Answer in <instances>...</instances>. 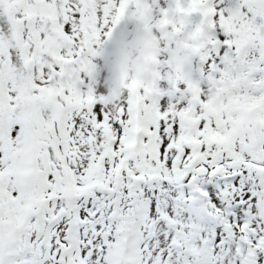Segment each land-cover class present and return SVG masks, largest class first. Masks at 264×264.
<instances>
[{"label": "snow or ice", "instance_id": "snow-or-ice-1", "mask_svg": "<svg viewBox=\"0 0 264 264\" xmlns=\"http://www.w3.org/2000/svg\"><path fill=\"white\" fill-rule=\"evenodd\" d=\"M145 4L0 0V264H264V0H150V77L102 102Z\"/></svg>", "mask_w": 264, "mask_h": 264}, {"label": "rangeland", "instance_id": "rangeland-1", "mask_svg": "<svg viewBox=\"0 0 264 264\" xmlns=\"http://www.w3.org/2000/svg\"><path fill=\"white\" fill-rule=\"evenodd\" d=\"M160 18L159 10L152 8L150 0H146L142 14L130 13L111 42L99 50L91 71L94 87L104 89L99 97L102 102L118 100L132 79L147 80L150 77V58L166 42Z\"/></svg>", "mask_w": 264, "mask_h": 264}]
</instances>
